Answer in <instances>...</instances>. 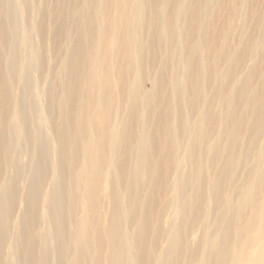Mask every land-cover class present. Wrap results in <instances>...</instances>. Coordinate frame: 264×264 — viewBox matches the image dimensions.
Masks as SVG:
<instances>
[{
    "label": "bare ground",
    "instance_id": "1",
    "mask_svg": "<svg viewBox=\"0 0 264 264\" xmlns=\"http://www.w3.org/2000/svg\"><path fill=\"white\" fill-rule=\"evenodd\" d=\"M22 1L0 264H264V0H57L38 26Z\"/></svg>",
    "mask_w": 264,
    "mask_h": 264
},
{
    "label": "rangeland",
    "instance_id": "2",
    "mask_svg": "<svg viewBox=\"0 0 264 264\" xmlns=\"http://www.w3.org/2000/svg\"><path fill=\"white\" fill-rule=\"evenodd\" d=\"M27 1V2H26ZM23 2V5L24 6H26V8L24 9V11H23V13L25 14L24 16H25V18H27L28 20H29V22H31V23H33V24H35L36 26H38L41 22H42V20L44 21V16H43V14L42 13H45V11L46 10H48V9H52L53 10V8L56 6V2H57V0H36V2H35V4L33 5L32 3H31V0H23L22 1ZM67 6H69V4H70V0L69 1H67ZM227 4L225 3V7H227L226 6ZM36 7L35 9H36V12H34L33 11V9L34 8H32V7ZM39 9V10H38ZM41 9V10H40ZM32 10V11H31ZM43 10H44V12H43ZM26 11V12H25ZM38 11L40 12L38 15H35L34 17H33V19L35 20H33L32 21V19H31V17L33 16L32 14H30V13H38ZM226 12V11H225ZM32 15V16H31ZM38 16V17H37ZM37 17V18H36ZM39 20V21H38ZM46 21H50V19H48V20H46ZM49 25V24H48ZM37 39V38H36ZM40 38L38 37V39L36 40V44H39V43H41L40 42V40H39ZM39 40V41H38ZM38 41V42H37ZM51 46V42H49L48 41V43H46V48L48 49V51H49V48H51L50 47ZM246 61V60H245ZM145 88L146 89H152V84H151V82L149 81V82H146V84H145ZM44 97V98H43ZM42 97V99L38 102V103H40L39 105H40V107L42 108V109H47V107H48V101L46 100V93H44V96ZM45 104H46V106H45ZM47 131H49V129H47ZM24 159H25V157H24ZM29 162V161H28ZM31 167V163H28V169ZM29 175H30V173H29V171L27 172V177L24 179V181H25V184L27 185L28 184V179H29ZM52 181V180H51ZM50 184V182L46 185V187L48 186ZM42 256V257H41ZM39 264H41V262H43L42 264H45L44 263V257H43V255H42V253L39 255ZM43 260V261H40V260Z\"/></svg>",
    "mask_w": 264,
    "mask_h": 264
}]
</instances>
